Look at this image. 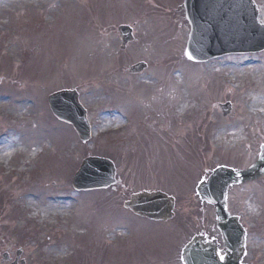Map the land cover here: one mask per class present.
I'll return each instance as SVG.
<instances>
[{
	"label": "rangeland",
	"instance_id": "374dc122",
	"mask_svg": "<svg viewBox=\"0 0 264 264\" xmlns=\"http://www.w3.org/2000/svg\"><path fill=\"white\" fill-rule=\"evenodd\" d=\"M182 1L0 0V139L12 134L22 145L46 144L23 173L18 154L8 170L0 165V264L5 251L17 264H176L174 253L195 229L214 224L196 188L220 166L250 170L253 179L230 188L236 199L229 213L238 211L239 194L253 189L256 202L244 204L253 220L264 222V105L249 109L253 97L264 100V52L186 60L190 28L176 11ZM255 1L264 23V0ZM120 25L134 26L125 50ZM138 62L148 69L133 77L127 70ZM64 89L77 91L88 112L89 144L47 106V97ZM19 100L28 107L15 120ZM226 102L231 113L223 118L218 106ZM232 131L239 143L226 150L223 140ZM89 154L114 161V189H72ZM158 190L175 199L168 223L124 212L132 194ZM50 196L72 199L65 217L32 218L26 199L40 205Z\"/></svg>",
	"mask_w": 264,
	"mask_h": 264
},
{
	"label": "water",
	"instance_id": "95a60500",
	"mask_svg": "<svg viewBox=\"0 0 264 264\" xmlns=\"http://www.w3.org/2000/svg\"><path fill=\"white\" fill-rule=\"evenodd\" d=\"M180 10L184 11L191 31L185 57L192 62H203L227 54L256 53L264 50V25L258 20V11L252 0H184ZM124 48L133 40L132 30L121 26L118 29ZM191 57V58H190ZM146 66L139 64L130 72L141 73ZM52 113L59 120L70 123L78 132L80 139L87 140V124L75 92H62L48 98ZM223 115L230 112V105L221 106ZM264 149V148H263ZM241 174L220 168L207 182L201 183L197 193L202 201L212 204L218 220L225 219V199L227 188L242 181ZM114 183L112 166L103 160L89 159L83 163L73 180L77 190L107 188ZM125 208L136 215L154 221H167L172 218L174 201L161 193H141L131 197ZM218 227L223 231L227 260L225 264H238L241 250L235 249L237 231L231 221ZM233 239L228 241V235ZM240 238V236H239ZM242 241V238L240 242ZM194 241L183 250L184 264H211L208 257ZM7 254L3 261H7Z\"/></svg>",
	"mask_w": 264,
	"mask_h": 264
},
{
	"label": "bare ground",
	"instance_id": "6f19581e",
	"mask_svg": "<svg viewBox=\"0 0 264 264\" xmlns=\"http://www.w3.org/2000/svg\"><path fill=\"white\" fill-rule=\"evenodd\" d=\"M62 1L64 3L67 2V0ZM252 78L254 80L258 79V73H256V76ZM1 101L2 100H0V110H2L3 108V104L1 103ZM263 105L264 100H262L260 97H253V102L252 104H250L249 109L251 113H253L257 108ZM14 106L16 110L12 111V115H14L15 120H22L23 115L26 113V111L24 112L23 108H25V106L28 107L26 101H16ZM220 135L216 136V140L220 141ZM19 140V137H13L12 134H9V136H3V138L0 139V146H2L3 148L0 152V165L6 170H8V164L10 163L11 158L18 154L19 156L24 157V159L16 163V166L18 167V172L23 173L25 171V168L30 164V161L35 160L38 155L43 153L46 144L45 140H40L39 142H37V144L26 143L25 145H22ZM238 143L239 135L237 133H234L233 131L228 133L226 135V139L223 140V145L226 150H231L232 148L236 147ZM41 199L42 202H40V205L35 203L34 197H28L26 199L27 208L31 211L32 218L40 217L41 222H46L50 219L55 218H64L65 214L68 213V211L71 209V203L73 202L72 199L68 198L66 199V201L68 202L64 203L60 200L59 197L55 196H50L48 198L46 197L45 199L42 197ZM62 253L64 255L62 254L61 257L62 259H64L66 253Z\"/></svg>",
	"mask_w": 264,
	"mask_h": 264
},
{
	"label": "flooded vegetation",
	"instance_id": "af4514ba",
	"mask_svg": "<svg viewBox=\"0 0 264 264\" xmlns=\"http://www.w3.org/2000/svg\"><path fill=\"white\" fill-rule=\"evenodd\" d=\"M236 199L234 196H229V202ZM210 207V206H209ZM235 216L245 232V253L241 260V264H264V222L259 223L253 220V215L245 207H239ZM197 231L193 237L199 236L202 245H208L218 259L222 262L225 258L222 238L217 228L209 223H206L202 229ZM176 264H182L178 254H175Z\"/></svg>",
	"mask_w": 264,
	"mask_h": 264
},
{
	"label": "snow or ice",
	"instance_id": "6c2138e0",
	"mask_svg": "<svg viewBox=\"0 0 264 264\" xmlns=\"http://www.w3.org/2000/svg\"><path fill=\"white\" fill-rule=\"evenodd\" d=\"M191 58V57H190Z\"/></svg>",
	"mask_w": 264,
	"mask_h": 264
}]
</instances>
